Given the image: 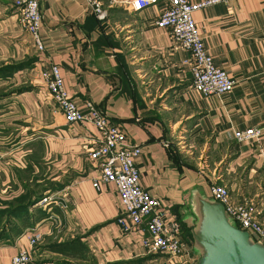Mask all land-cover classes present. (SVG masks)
I'll list each match as a JSON object with an SVG mask.
<instances>
[{"label": "crops", "instance_id": "0c3cea01", "mask_svg": "<svg viewBox=\"0 0 264 264\" xmlns=\"http://www.w3.org/2000/svg\"><path fill=\"white\" fill-rule=\"evenodd\" d=\"M103 3L107 17L99 21L82 0H39V52L13 0H0V68L23 65L0 78V210L28 190L57 198L8 225L0 218V231L8 230L0 264L20 251L30 264H197L195 201H214V183L253 207L264 225V0H229L193 14L214 65L234 83L232 92L207 97L192 88L189 52L172 42L170 29L155 26L165 0L136 13ZM51 65L80 110L91 101L127 143L141 147L140 185L161 200L167 221L177 219L190 261L148 255L133 231L119 227L114 185L93 187L99 170L88 153L97 131L67 124L39 82ZM251 128L261 136L235 141V131ZM36 232L42 240L31 249Z\"/></svg>", "mask_w": 264, "mask_h": 264}, {"label": "built area", "instance_id": "2783aa9c", "mask_svg": "<svg viewBox=\"0 0 264 264\" xmlns=\"http://www.w3.org/2000/svg\"><path fill=\"white\" fill-rule=\"evenodd\" d=\"M165 1L166 7L160 12L155 26L158 29H170L172 42L189 52L193 90L206 97L232 92L233 81L224 70L214 65L193 20L195 12L216 4H225L229 0H204L199 3L188 0ZM82 2L86 13L95 16L97 20L102 21L107 17L103 0ZM156 2L158 0H110V5H123L130 12L136 13ZM13 7L21 27L31 36L36 49L42 52L39 0H13ZM39 82L67 124L89 123L97 131L96 146L88 153L89 159L99 170V178L93 183V187L98 189L100 183L114 185L123 209V215L117 219L122 231H133L138 246L148 255L166 256L171 260L184 259V263L190 261L188 247L181 240V227L177 219L174 216L167 221L166 209L161 200L151 196L140 185L136 161L141 156V147L127 143L124 134L91 101H86L84 110H80L66 91L57 65L41 70ZM260 136L261 131L254 128L234 132V139L238 143ZM209 193L215 202L223 206L225 215L235 227L247 232L254 242H260L264 246V225L257 220L253 207L247 203L233 202L224 184H211ZM55 197H44L36 206L46 210L50 203L56 201ZM41 240V233L31 235L30 248L34 249ZM30 262L31 258L26 251H20L11 258V264Z\"/></svg>", "mask_w": 264, "mask_h": 264}, {"label": "water", "instance_id": "95a60500", "mask_svg": "<svg viewBox=\"0 0 264 264\" xmlns=\"http://www.w3.org/2000/svg\"><path fill=\"white\" fill-rule=\"evenodd\" d=\"M195 203L192 236L200 256L197 264H264L262 243L235 227L221 204L201 197Z\"/></svg>", "mask_w": 264, "mask_h": 264}, {"label": "trees", "instance_id": "16d2710c", "mask_svg": "<svg viewBox=\"0 0 264 264\" xmlns=\"http://www.w3.org/2000/svg\"><path fill=\"white\" fill-rule=\"evenodd\" d=\"M94 17V16H93ZM21 66H5L0 68V78H6L10 75H12L16 70L20 69ZM22 92V90L18 91ZM28 193H25V196L23 197V200H21L18 205L14 206V203L11 204V207L6 210H0V218H4L7 216V222L6 225L9 224V222L12 220L14 221L15 218L22 216L23 213H27V209L30 207H34L43 197L42 195H38L33 190H28ZM3 216V217H2ZM3 227V226H2ZM5 228H2L0 231V240L3 238H7ZM152 256V255H151Z\"/></svg>", "mask_w": 264, "mask_h": 264}]
</instances>
